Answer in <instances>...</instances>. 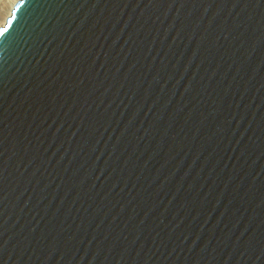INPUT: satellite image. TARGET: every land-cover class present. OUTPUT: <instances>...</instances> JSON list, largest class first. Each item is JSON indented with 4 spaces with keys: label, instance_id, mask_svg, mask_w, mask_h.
Instances as JSON below:
<instances>
[{
    "label": "water",
    "instance_id": "water-1",
    "mask_svg": "<svg viewBox=\"0 0 264 264\" xmlns=\"http://www.w3.org/2000/svg\"><path fill=\"white\" fill-rule=\"evenodd\" d=\"M0 264H264V0H17Z\"/></svg>",
    "mask_w": 264,
    "mask_h": 264
},
{
    "label": "rangeland",
    "instance_id": "rangeland-1",
    "mask_svg": "<svg viewBox=\"0 0 264 264\" xmlns=\"http://www.w3.org/2000/svg\"><path fill=\"white\" fill-rule=\"evenodd\" d=\"M14 0H0V26L4 23V19L9 11L10 4Z\"/></svg>",
    "mask_w": 264,
    "mask_h": 264
},
{
    "label": "bare ground",
    "instance_id": "bare-ground-1",
    "mask_svg": "<svg viewBox=\"0 0 264 264\" xmlns=\"http://www.w3.org/2000/svg\"><path fill=\"white\" fill-rule=\"evenodd\" d=\"M16 1H17V0H14V1H12V3L10 4L9 11H8L6 17L9 15V13H10V11H11V9H12V7H13V5H14V3H15ZM6 17H5V19H6ZM5 19H4V20H5ZM2 25H3V24H2ZM2 25H1V26H2Z\"/></svg>",
    "mask_w": 264,
    "mask_h": 264
}]
</instances>
